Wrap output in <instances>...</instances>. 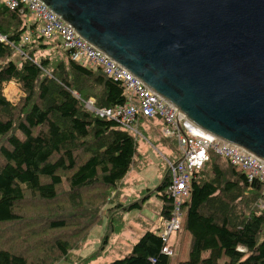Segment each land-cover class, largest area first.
I'll list each match as a JSON object with an SVG mask.
<instances>
[{
    "label": "trees",
    "instance_id": "16d2710c",
    "mask_svg": "<svg viewBox=\"0 0 264 264\" xmlns=\"http://www.w3.org/2000/svg\"><path fill=\"white\" fill-rule=\"evenodd\" d=\"M26 15L0 0V264H57L83 257L73 251L103 217V243L117 232L120 218L107 206L119 198V187L135 165L138 139H148L142 124H163L140 117L136 136L87 111V100L97 108L121 105L124 89L99 68L72 61L58 39L39 36V23H28ZM10 81L21 91L17 103L3 94ZM160 136L174 147L168 165L178 158L177 146L172 137ZM220 158L209 151L191 180L175 233L174 262L161 252L156 231H146L127 254L108 264H264L261 185L223 158L236 180L226 179L216 164ZM210 165L213 175L207 179ZM169 184L166 167L153 191L162 200L161 218L171 209ZM83 193L91 195L87 199ZM144 198L118 203L117 210L140 209ZM103 209L110 213L102 215ZM33 251L39 255L32 257Z\"/></svg>",
    "mask_w": 264,
    "mask_h": 264
},
{
    "label": "water",
    "instance_id": "95a60500",
    "mask_svg": "<svg viewBox=\"0 0 264 264\" xmlns=\"http://www.w3.org/2000/svg\"><path fill=\"white\" fill-rule=\"evenodd\" d=\"M206 132L264 162V0H40Z\"/></svg>",
    "mask_w": 264,
    "mask_h": 264
},
{
    "label": "built area",
    "instance_id": "2783aa9c",
    "mask_svg": "<svg viewBox=\"0 0 264 264\" xmlns=\"http://www.w3.org/2000/svg\"><path fill=\"white\" fill-rule=\"evenodd\" d=\"M9 9L26 12L31 21H37V34L46 40L58 39L60 46L72 61L99 68L106 77L118 82L126 100L115 107H95L92 100L84 108L99 118L118 122L123 129L138 135L140 117L158 118L163 124L162 134L172 137L177 145L178 158L168 163L171 209L167 218H160L154 227L162 241L161 252L173 256L172 236L179 230L183 204L189 199L191 180L208 160V152L224 158L248 181L260 183L264 194V162L241 147L222 140L189 121L167 100L154 93L139 78L110 59L103 52L80 38L72 27L52 12L40 0H2ZM27 40L24 35L23 41Z\"/></svg>",
    "mask_w": 264,
    "mask_h": 264
},
{
    "label": "rangeland",
    "instance_id": "374dc122",
    "mask_svg": "<svg viewBox=\"0 0 264 264\" xmlns=\"http://www.w3.org/2000/svg\"><path fill=\"white\" fill-rule=\"evenodd\" d=\"M42 54H45V52H43ZM3 94L11 103H17L20 98L21 91L16 83L10 81L4 85ZM141 138L142 137H140V140L138 139L139 144H137L141 149L147 148L150 151L148 157L152 160V163H149L147 165H140L136 170H133L131 173H129L128 177L125 178L127 185L122 186L124 181L123 180L122 184L119 187V189H122L124 196L120 192L118 196L119 198H115L113 203L107 206L115 207L111 211L115 213L114 216L116 215V217L120 218V221L117 219L115 222L117 224V232L112 233L109 236L106 244L103 243V238L107 233L106 220L103 217L100 223H97L91 227V229L88 231L86 239L81 245L80 250H78L80 255L84 258L90 257L91 255L92 257H90L87 262L83 263L84 261L82 258H80V260L79 258L76 260V257L74 256L75 262L79 261L80 264H107L110 260L123 257L130 250L131 245L136 242L144 232L148 231L150 226H155V219H160L162 200L153 191L155 190L154 188L162 181L165 168L168 166L166 160L162 156L167 149L161 146L150 147L147 143L145 144V142ZM155 138L158 142H161L165 145V143L162 142L163 139L159 134H157ZM153 139L154 137L149 136L148 139L144 140H147L149 142H151L150 140H152V144H158ZM168 148L170 149V147ZM139 160L144 162L146 161V158L143 155L139 157L138 161ZM138 175L140 180L143 179L141 183H139V181L137 180ZM128 189L132 191H128L130 193L126 194L127 191L125 190ZM83 195H85V197L88 199L91 194L83 193ZM144 196L145 198L142 200V207L140 209H134L130 212H122L117 210L118 203L126 204L128 201H133L132 199H140ZM125 197L128 199L127 202H125L123 199ZM259 207L264 209L261 201H259ZM105 213L109 214L110 211H106V209L101 210L102 215H104ZM120 222L121 225H119ZM29 231L37 230L34 228L29 229ZM74 252L75 250L73 251V253ZM38 255L39 251L31 252L32 257ZM171 260L174 262L175 257L173 256ZM62 263L68 264L66 262Z\"/></svg>",
    "mask_w": 264,
    "mask_h": 264
},
{
    "label": "crops",
    "instance_id": "0c3cea01",
    "mask_svg": "<svg viewBox=\"0 0 264 264\" xmlns=\"http://www.w3.org/2000/svg\"><path fill=\"white\" fill-rule=\"evenodd\" d=\"M26 19H27V22L28 23H33V21H31L30 20V17L28 16V15H26ZM59 41V40H58ZM160 121H158V120H152V121H149V122H147V123H143L142 124V126H143V129L145 130V132L147 133V138H149V136L150 137H154V139L153 140H155V142L156 143H158V144H152V140H150L151 142H149V141H147V140H144L145 138H141L144 142H145V144L147 143L150 147H156V146H161V147H163V148H165V149H167L166 150V152L165 153H163V157H164V159L166 160V163L168 162V158H167V156H171L169 159H172V153H173V149L172 148H168V147H170V146H166V144L164 145V144H162L161 142H158L157 141V139L155 138L156 136H157V134H159L160 135V133H162L161 132V128H162V126L160 127V123H159ZM138 128V127H137ZM136 136H139V134L138 135H136ZM140 140V139H139ZM139 140H138V144H139ZM176 143V142H175ZM177 146V145H176ZM164 149V150H165ZM149 153H150V151L147 149V148H143V149H141L140 148V146L138 145L137 146V153H136V155H135V165L128 171V173L126 174V176H125V178L126 177H128V175H129V173H131L133 170H136L140 165H147V164H149V163H152V160L151 159H149V157H148V155H149ZM144 155V157L146 158V161H144V162H142L141 160H139L138 161V159H139V157H141V156H143ZM138 158V159H137ZM217 167L220 169V170H222V171H224L225 172V178L226 179H230V180H236L233 176H231L230 174H228L229 172H228V170H230L229 168H228V164L223 160V158L221 159H218L217 160ZM207 168H209V167H207ZM212 175H213V172L211 171V165H210V169L209 170H207V175L206 176H208L207 177V179H209V178H211L212 177ZM125 178L123 179L124 181H123V185L122 186H125V185H127V183H126V181H125ZM204 179L205 180V178L203 177V175H201V174H199L198 175V179L199 180H201V179ZM137 180L139 181V183H141L142 181H143V179H139V175H138V178H137ZM134 182V181H133ZM135 183V182H134ZM148 189V188H147ZM125 191H127V193L126 194H128V193H130L132 190H125ZM128 191H130V192H128ZM120 192L122 193V195L124 196V193H123V191H122V189L120 188ZM124 199V201L125 202H127V198L125 197V198H123ZM136 199H139V198H136ZM136 199H132L133 201L134 200H136ZM131 201H128L127 203H130ZM161 218V217H160ZM106 220V219H105ZM160 219H155V226L154 227H156V225L158 226V224H159V221ZM154 227H151L150 226V228L148 229V231H153V229H154ZM171 241H172V249H174L173 247H175V245L177 244V235L176 234H174L173 236H172V239H171ZM176 242V243H175ZM135 243V242H134ZM133 243V244H134ZM132 246V245H131ZM130 249H131V247H130ZM103 250H104V248H103ZM130 251V250H129ZM128 251V252H129ZM127 252V253H128ZM76 255H78V256H81L80 255V253L77 251V252H74ZM73 253V254H74ZM126 253V254H127ZM173 253H174V250H173ZM84 257H82V259H83ZM183 259H185V258H183ZM110 261H112V260H110ZM109 261V262H110ZM62 262H66V263H68V264H77V262H78V264H80V262L79 261H77V262H75L74 260L73 261H70V260H68V259H66V260H63V261H61V262H59L58 264H63ZM108 264V263H107Z\"/></svg>",
    "mask_w": 264,
    "mask_h": 264
}]
</instances>
